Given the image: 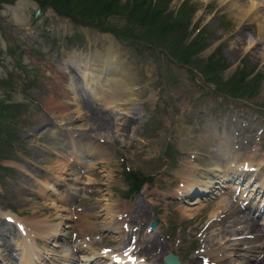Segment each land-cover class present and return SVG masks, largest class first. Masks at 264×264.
I'll use <instances>...</instances> for the list:
<instances>
[{
    "label": "rangeland",
    "instance_id": "rangeland-1",
    "mask_svg": "<svg viewBox=\"0 0 264 264\" xmlns=\"http://www.w3.org/2000/svg\"><path fill=\"white\" fill-rule=\"evenodd\" d=\"M131 1L94 0L97 5L92 9L82 14L73 13L75 21L55 11L50 3L42 7L43 15L36 18L35 11L39 7L36 1L0 3V264H23L26 252L32 264H96L92 259L84 260L97 251L108 255L111 250L120 252L130 244L132 236L136 238L135 244L141 246L153 238L157 242L162 240L181 264H188L195 257V264L201 263L196 256L201 251L210 255L216 251L217 255L212 256H222L224 264H239L238 255L245 246L241 244L244 240L259 239L264 245L263 193L252 195L253 199L238 209L241 191L236 189L235 195L230 196V188L225 187L223 195L216 194L214 186L217 184L213 178L214 173L218 174L214 166L218 163L224 164L222 170H227L242 165L244 159L255 152L258 157H264V36L252 49L256 36L251 33L256 24L246 23L239 29L240 25L228 11V4H219L217 0H142L134 12ZM239 3L248 6L250 0H239ZM152 14L155 17L149 21L148 16ZM189 21L191 24L187 27ZM98 22H106L109 28L127 26L129 33L135 36L120 41L113 33L97 29ZM167 22L178 25L169 30ZM189 29L192 33L198 30L196 39L191 40ZM240 31L247 39L237 47L233 37ZM118 34L120 38L127 35L122 29ZM109 39L113 41L110 46ZM201 39L207 48L192 58L201 70L207 56L220 58L218 65L222 70L216 85L211 84L209 77L203 80L192 67L191 76L189 65H180L165 55L186 58L185 50L189 45H197L199 49ZM108 59L112 65L108 72H103L111 81L114 78L115 84L109 88L103 86L101 92L105 90L114 95L115 90L116 96L131 97L123 114L102 107L95 100L96 87L88 90V98L84 92L76 94L69 90L71 81L76 89L82 87L78 78L84 76L81 71L87 73L84 77L90 78L92 73L85 70L86 65L101 67L110 63ZM70 64L73 67L66 68ZM118 66L126 67L128 74L118 76ZM58 72L64 75L60 80H57ZM206 73L208 76L215 72ZM240 75L244 78L240 79ZM52 97L63 100L68 109L54 113L47 106ZM83 98L89 99L92 110L99 112L98 118L91 115L96 118V124L100 119L112 118L109 128L108 121L106 126L114 137H106L103 144L90 140L92 145L104 147L110 153L102 157V163L90 156L91 153L84 154L77 148V144L85 140L80 132L89 130V126L73 114L72 100L82 101ZM9 111L6 118L3 113ZM125 115L130 119V127L122 132L120 124ZM206 135L210 137L202 140ZM225 141L230 152L229 166L220 156ZM75 151L79 161L71 164L70 154ZM191 155L198 168L194 170L196 177L210 187L207 197L203 196L202 203L206 205L188 219L182 215L179 208L182 203L175 200L172 189L176 188L175 174L192 168V163V166L186 164ZM85 160L94 164L90 178L98 180L100 185L83 186V180L76 184L69 181L81 170ZM256 160L259 159L252 161ZM122 164L130 166L141 177H152L137 194L125 193L126 176H120ZM110 172L112 180L104 177ZM86 173L90 175V171L83 175ZM97 188L102 190L94 195ZM104 193L109 194L107 198L113 211L131 212L132 217H124V220L128 226H135V231L141 235L124 233L119 239L112 232L101 231ZM70 194L77 199L71 200ZM197 196L202 197L201 193L194 192L186 201ZM84 198L85 201H79ZM223 200L233 205L231 210H226L228 205L224 210L216 208L223 206ZM6 216L12 218V222H6ZM154 216L157 227L146 233L145 228ZM242 217L252 219L260 227L258 238L255 239L253 233L247 234ZM22 221L30 225L24 228L28 235L40 232L41 237H30L31 247L25 246L19 238L17 230L23 226ZM58 222L62 225L55 237L50 238L49 228ZM139 222H146L144 229ZM36 225L38 228L34 230ZM248 235L251 237L247 238ZM144 245L139 249L141 257H145L142 256ZM161 254L153 251L150 260L142 264L162 263L164 255ZM108 255L104 259L107 260ZM259 255L263 257L261 252H249L248 257L252 258L248 264H260Z\"/></svg>",
    "mask_w": 264,
    "mask_h": 264
},
{
    "label": "bare ground",
    "instance_id": "bare-ground-1",
    "mask_svg": "<svg viewBox=\"0 0 264 264\" xmlns=\"http://www.w3.org/2000/svg\"><path fill=\"white\" fill-rule=\"evenodd\" d=\"M203 1H206V0H203ZM217 2L219 4H224V5L228 4L227 5L228 11H229V13L231 15L233 14L232 15L233 19L236 21L237 24L240 25L239 26V29H242L244 26H246L247 25L246 23H251V24H254L255 23L256 24L255 29L252 30V33H251L253 35V37L256 36V38H255L256 42L254 43L255 45L253 47L251 46V48L252 49L256 48V46L262 42V37L264 36V12H263L264 11L263 10L264 9V0H250V3H249L250 5H248V6H244L243 4L239 3V0H217ZM235 37H233V39H234L233 41H234V45L237 46V47H239V43H241V42L244 43V40L246 38L244 36V34H243L242 31H240ZM108 42H109L108 45L110 46L111 45V42H113V41H111V39H109ZM109 60L110 59H108V61ZM111 65H112V63L110 62V63H106L104 66L102 64L101 67H94V66H92L90 68V72L92 73V74L89 75L90 78L84 77V76H87V73L81 71V74H84V76L81 77V85H82L81 88H83L84 90L88 91L89 89L90 90H93L94 87H96L97 89L103 88V86L105 88H109V86L115 84V83H113V82H115L114 78H113V81H111V79L109 77L105 76V73H104V72L110 70V68H108V67H111ZM72 67H73L72 64L66 66V68H68V69H70ZM85 67H87V65ZM115 71L116 70L114 68V72ZM117 71L119 72L117 74L118 76H122V74H124L123 76H126V74H128L126 67L118 66ZM57 75H58L57 80H60V77L63 75V73L62 72H60V73L58 72ZM57 87H58V83H57ZM110 90L112 91L111 88H110ZM115 93H116V91L114 90V95H110V96H108V98L105 97V96H103V102H105V105L113 106L112 103H114V101H116V102L119 101L120 104H118V106H117V104H115V106H116L117 111L118 112H121L120 114H123V112L127 111V106L126 105H129L127 102L131 99V97H130V99L129 98L123 99L122 97H120V95H117L116 96V94H118V93H116V94ZM58 95L60 96L59 93H57V96ZM59 96H58V98H59ZM58 98L52 97L48 101V103H47V106L50 107V109L54 113H61L64 110L68 109V105L65 104L64 102H62V100L61 101L58 100ZM73 102H74L73 103V105H74V113L73 114H75L77 118H80L81 117V114H82L81 112L86 113L88 111L89 106H87V104H86V102H85L84 99H82V101H79V102H75L73 100ZM121 120H122V122L120 124V126H121L120 127V130L122 132H125L126 129H129V127H130L129 126L130 119H129V117H127L125 115V116L122 117ZM106 122H107V120H106ZM106 122H99L98 124H96L95 121H94V122L91 123V126L95 127V130L97 129L100 132V131L105 130V128H107ZM214 134H215V132H214ZM209 137H210L209 135H206L202 140L205 141ZM226 143H227V141H225V146L222 145L221 151L222 152H225V153H230L229 150H228V147H227V144ZM221 144H222V142H221ZM88 154H90V153H88ZM238 154L241 155L240 152ZM102 157H105V155H102V156L99 157V158H101V160H97L99 163L100 162H103L102 161L103 160ZM237 158L239 159V157H237ZM256 158L259 159V160L252 161V160H255ZM213 160H215V159H213ZM246 160H247V162L244 163V166L249 171V173L246 172V170H245V172H243V171H241L239 169H236V168H234V169L229 170V171L226 172V170H222L221 169V167H224V166H222L220 164L219 165H214V166H216V169L215 170H217L215 172L218 173L217 175H215L216 184H219L220 185L221 183H224V185H226L225 182L231 180V178L235 176L237 181L239 179H246L245 180V184H247V183L250 184L252 182L254 183L253 185L250 186L251 187V189H250L251 193L249 192V195H247L248 198H251L252 192L258 193V194L263 193V195H264V157H262V158L258 157L257 156V153L255 152V154L249 155ZM193 162H194V160H192V162H186V164H189V166L192 163L193 166L191 164L192 168L189 167L188 169H186L184 171L182 170L180 174L179 173L177 174V178H176V180H177L176 188L172 190L173 197H177L179 202H181L182 204L184 203L183 205H180V208H182L181 209V213H182V215H185V217H187L188 219L194 217V215L197 214L198 211H200L206 205V203L205 204L202 203V200L203 199H201V197H197V198L194 197V199L192 201H185V200L189 197L190 194L194 193L193 192L194 190H197L198 192L204 193L206 195V192H207L206 188H209L208 187V184L205 183V181H201L202 179H199L198 177H196L197 174L194 173V170H195V168L196 169H198V168L195 167L197 165L194 164ZM200 176H201V174H200ZM104 177L107 178L108 177V173L106 174V176L104 175ZM89 180L94 181L93 179H89ZM224 185L219 186L220 190H221V187L224 186ZM225 187H227V185ZM214 192H215V190H214ZM172 193H171V195H172ZM107 196L108 195L105 193V196H103L102 199H101V201L104 202V204H103L104 205V209H103L104 213L102 214V217L103 218H102V223H101L102 227L101 228H102L103 231L112 232V234H115L116 237H119V239H120L123 236V233H124L122 230L120 231L121 223L125 222L124 217H132V216H130L131 215V212L129 214V211H125V212L120 211L119 215H117L118 214L117 211H113L112 210L111 205H110V202L111 201L107 198ZM223 203H224L223 206L220 203L221 206L216 207V208L217 209L224 210L225 209V205H228L227 207L230 206V204L227 203V200H223ZM245 203L246 202H244V204ZM231 207H233V205H231L226 210L227 211L229 209L231 210ZM233 210L235 212H237V208L236 209L234 208ZM210 216L212 217V214ZM110 217H111V220H110ZM140 217H142V215ZM244 217H242L240 220L242 221V224L245 226L244 229L248 230L247 234L248 233L249 234L250 233H253L256 236L255 239L258 238V235L257 234H259L260 227H258L257 225H255V222L252 219L249 220L248 218H246L247 219L246 220ZM57 218H59V217H57ZM130 220L132 222L134 221L132 218ZM238 221H239V219H238ZM140 222L138 224H142L143 225V229H144V225L146 224V222L144 224L143 223H140ZM23 223L25 225H27V227L30 226V225H28V222L23 221ZM61 223H62V221H61ZM239 223H240V221H239ZM32 224L34 226V223H32ZM62 224H59V222H58L57 225L53 226L52 228H49L50 231H48L47 235L51 236L50 238L55 237V234H56L57 230H59V228H60V226ZM38 225H36V227H34V230H36L38 228L37 227ZM129 228L135 230V226H133L132 224L129 226ZM203 229H204L203 230V232H204L205 229H207V225ZM42 235H44V234H42ZM27 236H26V238H22V237H19V238H20V240H22L24 242V245L25 246L28 245L30 247L33 246V242L30 239V237H35V238H36V236L41 237L40 232H37L36 234L33 233V232H30L29 235H27ZM113 237H115V236H113ZM225 237H223L222 239H224ZM158 241L159 242H157L153 238L149 243H147L146 245H144V247H143L144 253L142 254V256H145L146 259L150 260V257H151V254L153 253V251H156V254L157 255L159 253H162L161 256H163L164 253H166V250L168 252L171 251V250H169V247L166 245V243L163 244L162 243L163 242L162 240H158ZM258 241L259 240L255 241V242H251L250 240H248V241H245L244 240L241 243V244H244L245 246L241 248L242 249L241 250V254L238 255V257L240 258L239 264H248L249 259L251 260V258H252V257L251 258L248 257L249 252H254V253L261 252V254H262L263 257H261L259 255L261 258L260 259L258 258L259 260L257 262H259L260 264H264V248H263L264 245L260 241L259 242ZM163 251H164V253H163ZM213 254H216V251ZM213 254L211 253V255H210L208 252H200V253L197 252L196 256L198 257V259L200 257H205V258L208 257V259H212V260H209V262H214V260H216L215 261L216 264H224V261L225 260L223 259L222 256H221V258L218 257V256L216 258L215 255L212 256ZM25 257L26 258H25V261L23 262V264H32L31 261H30V258L31 257L29 255V253L26 252V256ZM90 259H92L94 261H97L98 264H105V261L103 260V256L100 253H98V251L95 252V253H92V255H90V257L86 258V260H90ZM196 260H197L196 257L195 258H192L191 262H189L188 264H195ZM235 261H238V260H235ZM199 264H201V263H199Z\"/></svg>",
    "mask_w": 264,
    "mask_h": 264
},
{
    "label": "trees",
    "instance_id": "trees-1",
    "mask_svg": "<svg viewBox=\"0 0 264 264\" xmlns=\"http://www.w3.org/2000/svg\"><path fill=\"white\" fill-rule=\"evenodd\" d=\"M94 0H92V1H90V3H91V6L92 7H95L97 4L95 3V2H93ZM142 4V0L140 1V2H136V4L132 7V10H133V12L136 10V6H139V5H141ZM131 12V11H130ZM155 15H156V13H155ZM155 15H149L148 17L150 18V20L149 21H151V20H153V16L155 17ZM141 17H143L142 15H141ZM145 23H147V22H145ZM176 25H178V24H176L175 22L173 23V22H167V26H166V28H168L169 30H174V28H175V26ZM119 36V35H118ZM188 53V54H187ZM173 54H175V52H173ZM185 54H186V58H179L180 59V61H178L179 63H184L185 65H187V64H191L192 62L190 61L191 59L190 58H188V56L190 55V54H193L192 52H190L189 51V49L187 48L186 50H185ZM220 58H218V59H214V61H210V60H208V61H205L204 63H203V70H201V72H202V74L205 76V77H209L210 79H211V81H218V78H217V74H216V72L221 68V67H219V65H218V60H219ZM208 70H210V71H212V72H215L214 74H212V75H208L207 76V73H206V71H208ZM244 77H242V75H240V79H243ZM240 81V80H239ZM223 91H227V90H223ZM230 95V94H229ZM11 111V110H10ZM10 111L9 112H7V113H3V114H5L6 115V118H8L9 117V115H10ZM141 179L142 178H139V180H138V182H139V184L141 183ZM137 181V180H136ZM139 187V185L138 184H136V185H134V187H133V189L131 190V191H135V190H137V189H139L138 188Z\"/></svg>",
    "mask_w": 264,
    "mask_h": 264
},
{
    "label": "water",
    "instance_id": "water-1",
    "mask_svg": "<svg viewBox=\"0 0 264 264\" xmlns=\"http://www.w3.org/2000/svg\"><path fill=\"white\" fill-rule=\"evenodd\" d=\"M155 226V222L152 221L150 227ZM163 261H165V264H179L178 260L176 259V256H172L171 254H169L168 256H165Z\"/></svg>",
    "mask_w": 264,
    "mask_h": 264
}]
</instances>
